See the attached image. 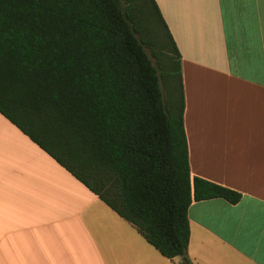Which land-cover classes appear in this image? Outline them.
<instances>
[{"label": "trees", "instance_id": "16d2710c", "mask_svg": "<svg viewBox=\"0 0 264 264\" xmlns=\"http://www.w3.org/2000/svg\"><path fill=\"white\" fill-rule=\"evenodd\" d=\"M153 16L175 56L173 101L145 51ZM183 111L154 0H0V115L162 257L191 264L190 204L241 195L191 178Z\"/></svg>", "mask_w": 264, "mask_h": 264}, {"label": "crops", "instance_id": "0c3cea01", "mask_svg": "<svg viewBox=\"0 0 264 264\" xmlns=\"http://www.w3.org/2000/svg\"><path fill=\"white\" fill-rule=\"evenodd\" d=\"M178 53L191 264H264V0H154ZM0 115V264H179Z\"/></svg>", "mask_w": 264, "mask_h": 264}, {"label": "rangeland", "instance_id": "374dc122", "mask_svg": "<svg viewBox=\"0 0 264 264\" xmlns=\"http://www.w3.org/2000/svg\"><path fill=\"white\" fill-rule=\"evenodd\" d=\"M151 21H152V27L154 33H152L150 27L151 24L148 23L150 25L149 26L147 25V30L149 31L147 41L149 42L150 45L149 44L145 45V51L149 55L152 63L157 68L159 83L163 96L166 97L168 93H170L172 97L171 100L173 101L174 95L179 90L178 75H177L178 70H177V66L175 68V66L173 65V63L175 62L174 52H172V45L160 22L157 21L155 16L152 17ZM151 49L154 50L157 55L160 52L167 55L169 57L168 60H170V62L172 63L171 64L172 67H174V70L171 69V67H168V69L171 70H166L164 66L161 65L160 62L157 63V59H155L152 56Z\"/></svg>", "mask_w": 264, "mask_h": 264}]
</instances>
